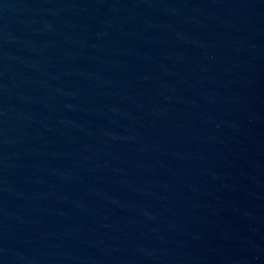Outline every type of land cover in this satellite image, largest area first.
<instances>
[{"label":"water","instance_id":"95a60500","mask_svg":"<svg viewBox=\"0 0 264 264\" xmlns=\"http://www.w3.org/2000/svg\"><path fill=\"white\" fill-rule=\"evenodd\" d=\"M0 264H264V0H0Z\"/></svg>","mask_w":264,"mask_h":264}]
</instances>
